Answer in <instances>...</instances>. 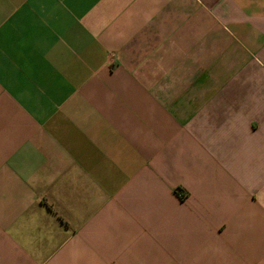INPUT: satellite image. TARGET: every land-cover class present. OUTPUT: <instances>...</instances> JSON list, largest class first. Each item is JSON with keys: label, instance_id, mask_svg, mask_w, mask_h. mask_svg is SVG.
<instances>
[{"label": "crops", "instance_id": "obj_1", "mask_svg": "<svg viewBox=\"0 0 264 264\" xmlns=\"http://www.w3.org/2000/svg\"><path fill=\"white\" fill-rule=\"evenodd\" d=\"M0 264H264V0H0Z\"/></svg>", "mask_w": 264, "mask_h": 264}, {"label": "built area", "instance_id": "obj_2", "mask_svg": "<svg viewBox=\"0 0 264 264\" xmlns=\"http://www.w3.org/2000/svg\"><path fill=\"white\" fill-rule=\"evenodd\" d=\"M176 194L179 197V199H181V200H184L186 198V194L181 189H178L176 191Z\"/></svg>", "mask_w": 264, "mask_h": 264}]
</instances>
